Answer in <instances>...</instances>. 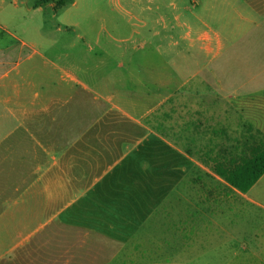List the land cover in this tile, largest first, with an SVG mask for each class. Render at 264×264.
Returning a JSON list of instances; mask_svg holds the SVG:
<instances>
[{"label":"crops","instance_id":"0c3cea01","mask_svg":"<svg viewBox=\"0 0 264 264\" xmlns=\"http://www.w3.org/2000/svg\"><path fill=\"white\" fill-rule=\"evenodd\" d=\"M57 2L0 0V264H264V175L242 193L213 170L246 124L264 134V98L90 91L37 49Z\"/></svg>","mask_w":264,"mask_h":264},{"label":"rangeland","instance_id":"374dc122","mask_svg":"<svg viewBox=\"0 0 264 264\" xmlns=\"http://www.w3.org/2000/svg\"><path fill=\"white\" fill-rule=\"evenodd\" d=\"M70 1L46 10L37 49L90 91L130 97L155 91L154 81L163 80V92L175 95L206 82L228 86L232 100L264 98V88H252L264 86V0ZM34 25L37 20L22 18L10 29L29 43ZM12 41L0 36V44ZM251 106L247 112L255 114L258 104ZM260 108L256 118L264 120ZM233 114L235 127L251 121L249 114ZM261 190L264 179L254 192ZM92 256L97 260L96 251Z\"/></svg>","mask_w":264,"mask_h":264},{"label":"trees","instance_id":"16d2710c","mask_svg":"<svg viewBox=\"0 0 264 264\" xmlns=\"http://www.w3.org/2000/svg\"><path fill=\"white\" fill-rule=\"evenodd\" d=\"M45 1L55 0H42ZM58 2L66 5L71 1ZM235 143V148L220 149L219 162L213 170L234 189L247 193L264 175V134L251 124H246L243 136Z\"/></svg>","mask_w":264,"mask_h":264}]
</instances>
